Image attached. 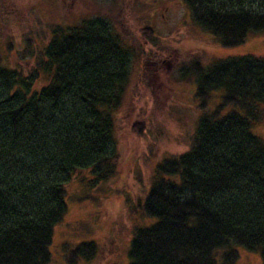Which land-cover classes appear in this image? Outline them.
I'll list each match as a JSON object with an SVG mask.
<instances>
[{
	"label": "trees",
	"instance_id": "1",
	"mask_svg": "<svg viewBox=\"0 0 264 264\" xmlns=\"http://www.w3.org/2000/svg\"><path fill=\"white\" fill-rule=\"evenodd\" d=\"M10 2L0 0V264H48L68 186L76 180L96 188L115 173V118L132 48L104 17L58 21L36 53L30 48L41 34L20 33L22 52L33 58L23 69L5 30L16 22ZM183 2L191 25L212 44L236 46L264 33V0ZM142 33L148 42L155 38L147 24ZM178 55L186 56L181 78L196 85L206 110L189 148L155 163L142 203L147 223L134 226L127 264H217V252L222 264H234L238 246L259 253L264 264V139L251 131L264 118V56L203 62L205 53ZM144 128L143 121L132 126L137 136ZM98 249L80 242L69 262L89 261Z\"/></svg>",
	"mask_w": 264,
	"mask_h": 264
},
{
	"label": "rangeland",
	"instance_id": "2",
	"mask_svg": "<svg viewBox=\"0 0 264 264\" xmlns=\"http://www.w3.org/2000/svg\"><path fill=\"white\" fill-rule=\"evenodd\" d=\"M10 3L9 15L16 22L5 30L14 35L12 58L23 69L32 66L33 58L22 52L20 33L35 28L41 34L34 36L30 48L36 53L44 41L42 35L49 34L58 21L68 25L82 18L104 17L132 48L129 83L115 118L119 156L115 173L96 188L79 187L76 180L68 186L67 212L53 229L48 263L127 264L134 226L137 222L140 226L147 223L142 203L155 163L189 148L198 119L206 110L195 97L196 85L180 76L186 56L181 58L178 53L190 57L205 53L203 62L245 54L264 56V33L249 34L245 42L236 46L212 44L191 25L190 10L183 0H12ZM34 11L42 20L40 24L34 20ZM146 24L156 38L149 42L142 35ZM216 98L208 103L207 109L213 108ZM137 121L144 122L142 136L132 130ZM251 131L264 139V118L253 123ZM84 193L90 196L76 200ZM85 241L98 245L96 255L89 261L79 258L70 263L71 250ZM237 252L234 264L262 263L257 252L242 246L237 247ZM218 253L217 264H222Z\"/></svg>",
	"mask_w": 264,
	"mask_h": 264
}]
</instances>
